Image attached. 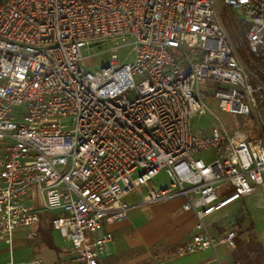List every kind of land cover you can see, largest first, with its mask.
Listing matches in <instances>:
<instances>
[{
  "label": "built area",
  "instance_id": "obj_1",
  "mask_svg": "<svg viewBox=\"0 0 264 264\" xmlns=\"http://www.w3.org/2000/svg\"><path fill=\"white\" fill-rule=\"evenodd\" d=\"M220 1L240 17L249 65L216 0H0V237L11 244L17 227L35 236L41 211L59 210L50 223L68 233L71 262L99 264L107 226L180 197L196 224L176 253L211 247L196 264H222L217 245L235 247L238 226L213 236L205 217L264 190V0ZM101 39L114 41L108 63L87 70L82 49ZM122 46L131 62L119 60ZM208 80L223 85L200 89ZM206 95L262 132L219 120L195 130ZM208 149L211 160L196 156ZM162 170L169 182L156 187ZM138 185L146 197L128 202Z\"/></svg>",
  "mask_w": 264,
  "mask_h": 264
},
{
  "label": "crops",
  "instance_id": "obj_2",
  "mask_svg": "<svg viewBox=\"0 0 264 264\" xmlns=\"http://www.w3.org/2000/svg\"><path fill=\"white\" fill-rule=\"evenodd\" d=\"M129 195L125 196L126 200ZM127 201L134 203L137 200ZM181 204L180 197H173L130 209L127 218L107 226L112 233V241L99 264H118L119 252L136 241L145 249L153 248V255L149 250L143 252L148 257L151 254L157 258L159 264H196L210 260L214 255L211 247L176 253L178 247L191 241L196 224L194 214L184 210ZM215 212L204 219L211 235L218 236L231 226H238L235 247L228 248L221 243L217 245L221 263L264 264V190H256L231 202L218 215ZM226 214L230 218L227 219ZM47 217L49 221L45 229ZM52 217L41 211L38 234L32 237L27 235L28 229L17 227L11 244L7 241L9 248L12 246V253L7 260H0V264L9 259L20 264L37 257L42 260V264H73L70 260L68 233L53 229L50 223ZM218 219L221 224H213ZM5 239L0 237V240Z\"/></svg>",
  "mask_w": 264,
  "mask_h": 264
},
{
  "label": "rangeland",
  "instance_id": "obj_3",
  "mask_svg": "<svg viewBox=\"0 0 264 264\" xmlns=\"http://www.w3.org/2000/svg\"><path fill=\"white\" fill-rule=\"evenodd\" d=\"M216 5L218 8V12L220 18L230 35L231 40L237 44L238 52L244 62L249 65L248 61L244 59L245 52L243 47V39H244V26L240 23V17L232 8L226 6L220 0H216ZM94 45L87 44L82 49V54L84 56V67L87 70H95L99 69L101 66L107 64L110 58V50L114 46L113 39H101L95 40ZM118 58L121 62H131L133 60V55L131 53V49L128 46H122L119 48L117 52ZM223 85L221 82L216 80H208L205 83L199 84V88L202 90H207L208 88H213L216 86ZM206 105L208 106L209 111L204 113H199L195 117L192 118V126L195 130L202 129L206 130L215 125H218V120L223 123L225 128L232 132L233 129L240 128L246 131L250 136H256L260 132H262V124L258 121L254 116H243L238 114L229 113L223 111L219 108L217 99H214L210 95H206L204 98ZM213 113H211V112ZM262 116H264V109H262ZM197 157L204 159L205 161H209L215 157L214 151L211 149L200 151L196 154ZM154 185L156 187H161L163 185H167L169 182V177L165 171H160L153 179ZM229 189V186L227 187ZM146 197V192L143 186L138 185L127 197V200H142V198ZM135 209H138L135 208ZM140 209V207H139ZM223 209V208H222ZM215 212V215H218L220 211ZM44 215L48 214L49 216H54L60 214L59 210L53 211H42ZM226 218H230L228 214H226ZM49 218L44 222V228L48 227ZM213 224H221L220 219L216 220ZM208 227V225H207ZM209 230V227H208ZM7 240H0V260H7L9 255L12 253V246H8ZM129 245V244H128ZM153 248L145 249L142 247L140 243L131 242L130 246L121 250L118 254V264H159L157 258H154L151 253ZM143 250H149L150 257H148ZM144 254V256L142 255Z\"/></svg>",
  "mask_w": 264,
  "mask_h": 264
},
{
  "label": "trees",
  "instance_id": "obj_4",
  "mask_svg": "<svg viewBox=\"0 0 264 264\" xmlns=\"http://www.w3.org/2000/svg\"><path fill=\"white\" fill-rule=\"evenodd\" d=\"M262 109H264V103H262ZM47 242H48V244H50L49 241H47Z\"/></svg>",
  "mask_w": 264,
  "mask_h": 264
},
{
  "label": "water",
  "instance_id": "obj_5",
  "mask_svg": "<svg viewBox=\"0 0 264 264\" xmlns=\"http://www.w3.org/2000/svg\"><path fill=\"white\" fill-rule=\"evenodd\" d=\"M94 44H95V42L90 43V45H94Z\"/></svg>",
  "mask_w": 264,
  "mask_h": 264
}]
</instances>
